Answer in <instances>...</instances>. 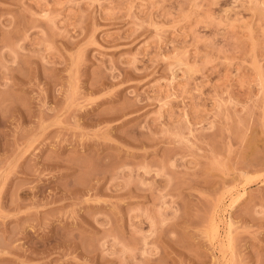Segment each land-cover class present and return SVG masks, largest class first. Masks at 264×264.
<instances>
[{
    "label": "rangeland",
    "instance_id": "obj_1",
    "mask_svg": "<svg viewBox=\"0 0 264 264\" xmlns=\"http://www.w3.org/2000/svg\"><path fill=\"white\" fill-rule=\"evenodd\" d=\"M0 264H264V0H0Z\"/></svg>",
    "mask_w": 264,
    "mask_h": 264
}]
</instances>
